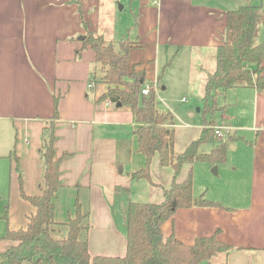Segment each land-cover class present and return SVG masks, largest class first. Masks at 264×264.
Masks as SVG:
<instances>
[{
	"label": "crops",
	"instance_id": "obj_1",
	"mask_svg": "<svg viewBox=\"0 0 264 264\" xmlns=\"http://www.w3.org/2000/svg\"><path fill=\"white\" fill-rule=\"evenodd\" d=\"M157 1L158 5L151 0H0V159L15 154L25 194H39L44 165L38 145L43 143V128L58 97L54 149L57 157H66L59 164L54 211L59 226L54 237L65 236V224L74 216L77 200L82 211L88 212L90 227L79 238L87 239L91 257H123L129 203H161L174 175L156 159L150 170L151 183L130 178V173L145 166L137 152L134 131L138 125L132 122L128 107L98 101L108 86H90L94 53L87 47L76 58L79 37L86 31L106 42L127 36L139 44L130 51L128 71L153 82L162 103L178 92L184 96L195 91L203 99L208 74L216 68L217 47L224 42L227 11L243 4L260 5L262 10L261 1L254 4V0H228L227 7L207 0ZM119 4L123 5L120 10ZM126 6L129 13L123 16ZM218 104L223 108L215 129H221L223 138H239L229 146L242 141L251 151L246 157L247 188L238 186L237 169L244 159L240 155L233 159L234 170L221 173L225 163L216 166L214 175L212 166L194 164L202 166L200 175L205 181L197 191L193 187L194 195L205 189L206 199L223 207L180 209L162 225V234H173L190 245L218 231L217 239L235 248L226 264L234 258L240 264H264V92L232 88ZM202 128L177 148L174 126V152L182 153L199 138ZM207 147L209 151L211 146ZM184 167L177 182L187 176L189 166ZM33 211L29 204L23 223L12 230L25 228ZM4 241L5 250L14 244Z\"/></svg>",
	"mask_w": 264,
	"mask_h": 264
},
{
	"label": "trees",
	"instance_id": "obj_2",
	"mask_svg": "<svg viewBox=\"0 0 264 264\" xmlns=\"http://www.w3.org/2000/svg\"><path fill=\"white\" fill-rule=\"evenodd\" d=\"M261 25H264V14L260 5L249 4L227 11L224 42L217 47L216 68L208 74L205 85L203 128L199 138L192 141L182 153L174 152L175 123L169 113L157 109L154 83L146 82L143 74L128 71L130 51L139 47V44L130 41L127 36L118 41L106 42L101 36L86 31L75 55L79 58L87 47L93 51L94 68L90 73L89 84L91 87L98 84L108 86L98 101L128 107L132 122L138 125L134 131L137 152L144 157L145 166L130 173V178L151 183L150 164L153 157L158 155L160 166L173 170L174 181L163 191L161 203H129L126 253L123 257L90 256L87 239L79 238V234L90 227L88 212L82 211L77 200L74 203V216L65 224V236L55 238V227L59 226L54 220L59 164L66 157H57L54 149V122L60 118L59 98L56 97L52 117L43 128L44 140L40 154L44 173L39 194L26 195L20 183V195L34 211L29 215L25 228L6 230L2 238L14 244L0 252V264H226L228 255L235 248L220 242L217 239L218 231L187 245L173 234L164 236L161 227L180 209L223 207L204 196H194L193 165H224L228 143L239 139L226 136L216 140L213 115L223 108L219 106L218 99L232 88H252L264 92V41L254 44ZM145 85L149 86L147 95L141 93ZM206 146H211L208 152L204 151ZM14 162V168L19 172L17 159ZM185 165L189 166L187 176L182 182H177L175 179ZM18 179L21 180L20 175Z\"/></svg>",
	"mask_w": 264,
	"mask_h": 264
},
{
	"label": "rangeland",
	"instance_id": "obj_3",
	"mask_svg": "<svg viewBox=\"0 0 264 264\" xmlns=\"http://www.w3.org/2000/svg\"><path fill=\"white\" fill-rule=\"evenodd\" d=\"M207 1L213 4H218L220 6H225V7H227L226 5H228L229 3L228 0H207ZM260 1L262 3V12L264 14V0H254V4H258ZM121 6L123 5L122 4L118 5L119 10ZM240 6H245V5L243 4ZM122 13H123L122 14L123 16L128 15L129 8L126 6L125 10L122 11ZM263 41H264V25H261L258 27L256 36L254 39V44H258ZM170 88H171V85H170ZM178 93L180 94V92ZM179 94L165 97L164 103H162L159 97L156 96L157 109L162 113H167V111H169L174 117L175 128H177L176 137H175V145L177 146V148L180 146H184L185 141L187 140L188 136H195L198 130H200V128L203 126V122H204V115H203L204 101L203 99L195 91L190 95L178 96ZM182 98H184L186 101H181ZM221 103H222V100H221ZM219 116H220L219 112L213 115V120L215 117V125L219 123ZM18 130L22 133L20 128H18ZM15 135L16 134L13 133L12 139L10 137V139L12 140V144L15 140ZM242 136L246 138V136L244 135ZM21 137L22 135L18 133L19 141L21 140ZM33 140H34L33 138H30L31 142H33ZM41 140L42 142L44 140L43 133L41 136ZM41 145H38V148L41 147ZM18 146H19V142L17 143L16 148ZM207 148L209 149L210 147H207ZM208 149L204 151L207 152ZM226 153H227L226 164L221 167V173H223V171H226L224 169H227L229 171L234 170V168L232 167L234 163L233 159L237 158L239 155L241 158H244L243 164L239 165L240 170L237 169L238 172L236 174L238 178H241V183L238 186L240 189L244 190L245 188H247L248 181H246V179L248 180V175H249L248 164L246 163L248 161L246 157L249 158V156L251 155V151L250 149H247L243 146L242 141H237L234 144H231L230 146L227 145ZM14 158L17 159L15 154L11 158H8V156H6V158L0 159V252L5 250L4 249L5 241L3 240L2 237L5 234L6 230L12 229L11 227H18L19 225L23 223L24 213L27 211V208L29 205L27 202H25V200L22 199L20 195V183L22 184V177H21L20 170L19 172H17L14 168L16 164L14 162ZM156 159H158V155H155L153 157L151 164H150V170L153 168V165H154L153 162ZM195 165L193 169V179H194L193 187L197 191L198 186L205 184L204 183L205 181H204V178L200 175L201 169L199 167H202V166H195ZM186 167L187 166H185L184 168ZM119 168H118V172H119ZM214 174L215 173H213V175ZM19 175L21 179L20 181L18 179ZM228 175H230V173H228ZM217 177H219V175L216 177H213L212 178L213 181H217L218 180ZM220 178H223V177H220ZM25 179L29 180L30 176L25 177ZM23 192H24V189H23ZM202 192L205 193V189H203ZM204 193L201 194L200 192L199 194L197 193L194 196L196 197L204 196L205 197L206 193L205 194ZM232 261L233 262L231 264H240L237 262L236 258H234ZM252 264H260V263L254 262Z\"/></svg>",
	"mask_w": 264,
	"mask_h": 264
},
{
	"label": "built area",
	"instance_id": "obj_4",
	"mask_svg": "<svg viewBox=\"0 0 264 264\" xmlns=\"http://www.w3.org/2000/svg\"><path fill=\"white\" fill-rule=\"evenodd\" d=\"M151 2H152V4L158 5V1H157V0H151ZM141 93H142L143 95H147V94L149 93V86H148V85H145V86L142 88ZM183 101H185V100H183ZM214 134H215V137L218 138V139L223 138V134H222L220 128H219V129H215Z\"/></svg>",
	"mask_w": 264,
	"mask_h": 264
},
{
	"label": "water",
	"instance_id": "obj_5",
	"mask_svg": "<svg viewBox=\"0 0 264 264\" xmlns=\"http://www.w3.org/2000/svg\"><path fill=\"white\" fill-rule=\"evenodd\" d=\"M83 39H84V37H83V36L79 37V40H83ZM195 88H196V86H195ZM116 107H121V105H120V104H117V105H116ZM213 173H215V174H216V166H215V167H213Z\"/></svg>",
	"mask_w": 264,
	"mask_h": 264
}]
</instances>
